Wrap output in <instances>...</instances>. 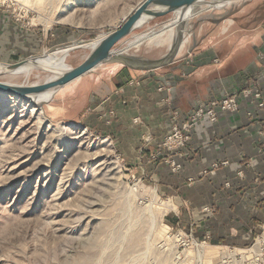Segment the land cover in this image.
<instances>
[{
    "label": "rangeland",
    "instance_id": "374dc122",
    "mask_svg": "<svg viewBox=\"0 0 264 264\" xmlns=\"http://www.w3.org/2000/svg\"><path fill=\"white\" fill-rule=\"evenodd\" d=\"M143 1L0 0V62L93 42L120 27ZM249 1L199 7L186 23L177 61L210 47L231 50V31L264 16V2L239 16ZM176 19L170 14L147 23L119 48L161 60L170 52L172 29L154 33ZM90 51H71L66 63L77 68ZM123 68L107 64L66 86L39 108L42 129L29 113L36 105L0 93V264H253L249 249L264 229L247 247L198 238L194 225L179 224L178 203L127 165L105 131L107 113L94 112ZM51 78L37 69L0 81L30 87Z\"/></svg>",
    "mask_w": 264,
    "mask_h": 264
},
{
    "label": "crops",
    "instance_id": "0c3cea01",
    "mask_svg": "<svg viewBox=\"0 0 264 264\" xmlns=\"http://www.w3.org/2000/svg\"><path fill=\"white\" fill-rule=\"evenodd\" d=\"M263 2L249 1L239 16ZM219 27L216 36L223 33ZM231 37L228 52L210 47L191 59L183 53L166 71L123 68L107 101L94 105V112L115 113L107 117L105 131L116 139L130 168L178 203L182 227L194 225L198 238L247 247L264 229V108L242 92L257 89L264 103V16L235 27ZM228 93L238 96L237 112H220L215 123L202 119L179 153L162 149L174 110L184 122L200 104ZM170 161L180 165L177 173ZM216 163L220 166L213 170ZM190 179L196 182L189 185Z\"/></svg>",
    "mask_w": 264,
    "mask_h": 264
},
{
    "label": "water",
    "instance_id": "95a60500",
    "mask_svg": "<svg viewBox=\"0 0 264 264\" xmlns=\"http://www.w3.org/2000/svg\"><path fill=\"white\" fill-rule=\"evenodd\" d=\"M233 1L237 0H145L115 31L104 33L93 41V46L88 47L91 49L90 53L77 68L69 66L66 63V58L71 51L84 49L82 47L71 49L62 62L53 55L56 50L45 52L39 56H30L12 64L0 62V78L14 76L24 72V70L37 69L52 75V78L46 83L30 87L17 86L0 81V93L16 96L32 102L34 105H36L37 100L46 97L47 100L40 104V108H42L44 103L52 100L66 86L107 64H119L127 69L139 72H153L170 67L177 62L178 55L188 33L186 23L198 14L196 10L202 6H208L210 9L218 8V6ZM170 14L177 16L176 21L154 33L157 36H164L176 24L179 23L181 26L178 38L173 42L170 52L164 58L152 61L143 57L128 55V51L132 48L131 46L125 49L119 48L127 38L143 28L147 23ZM78 42L85 43V41ZM71 126L75 125L72 124Z\"/></svg>",
    "mask_w": 264,
    "mask_h": 264
},
{
    "label": "built area",
    "instance_id": "2783aa9c",
    "mask_svg": "<svg viewBox=\"0 0 264 264\" xmlns=\"http://www.w3.org/2000/svg\"><path fill=\"white\" fill-rule=\"evenodd\" d=\"M242 96L245 98L253 96L259 102L258 107L264 108V103L261 102L262 95L257 89H246L242 92ZM238 110V96L232 93L226 94L222 99L209 100L200 104L184 122H182L181 113L178 110H174L171 131L164 137L161 147L167 153H179L190 142L193 131L202 119L207 117L212 123H215L220 112L231 114ZM106 116L111 119L115 117V113L111 111ZM138 121L136 120L135 122L138 123ZM170 164L175 173L181 169L180 165H177L174 161H170ZM227 164L223 163L222 165ZM219 166L220 164L216 163L212 169H218ZM189 181L193 180L190 179ZM249 251L253 256V264H264V235L257 237Z\"/></svg>",
    "mask_w": 264,
    "mask_h": 264
},
{
    "label": "bare ground",
    "instance_id": "6f19581e",
    "mask_svg": "<svg viewBox=\"0 0 264 264\" xmlns=\"http://www.w3.org/2000/svg\"><path fill=\"white\" fill-rule=\"evenodd\" d=\"M220 7V6H218ZM132 12V11H131ZM127 18V17H126ZM68 20L70 18H67ZM66 19V20H67ZM62 21V20H61ZM64 21V20H63ZM177 23V22H176ZM180 30H181V26L180 24H176L173 28V31H172V40H171V44L170 46H172L173 42L178 38L179 36V33H180ZM161 37V36H160ZM159 37V38H160ZM157 39V38H156ZM93 46V42H85V43H79V42H76V43H73L71 45H68V46H65V47H62V48H59L58 50H56V52H54V56L56 58L59 59L60 62L63 61V59H65V56L69 53V51L71 49H74V48H79V47H82V48H88V47H92ZM33 70H24V72H21L17 75H21V74H30ZM16 76V75H15ZM47 98L46 97H43L39 100H37L36 102V106L37 107H33L30 109L29 113L31 114V117L35 120L38 121V126H39V129H42L46 123V121L44 120L43 118V114H42V111L40 108V104L41 102H44L46 101ZM16 102V101H15Z\"/></svg>",
    "mask_w": 264,
    "mask_h": 264
},
{
    "label": "trees",
    "instance_id": "16d2710c",
    "mask_svg": "<svg viewBox=\"0 0 264 264\" xmlns=\"http://www.w3.org/2000/svg\"><path fill=\"white\" fill-rule=\"evenodd\" d=\"M262 8L264 9V5L262 6Z\"/></svg>",
    "mask_w": 264,
    "mask_h": 264
}]
</instances>
